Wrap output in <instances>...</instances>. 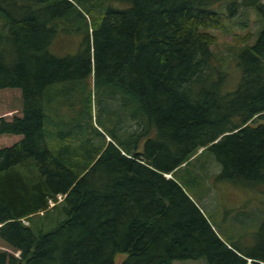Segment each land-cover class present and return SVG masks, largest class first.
Masks as SVG:
<instances>
[{
  "label": "trees",
  "instance_id": "obj_1",
  "mask_svg": "<svg viewBox=\"0 0 264 264\" xmlns=\"http://www.w3.org/2000/svg\"><path fill=\"white\" fill-rule=\"evenodd\" d=\"M222 4L262 22L233 89ZM206 152L217 180L264 186L262 0H0V264H264V222L239 249L189 193Z\"/></svg>",
  "mask_w": 264,
  "mask_h": 264
},
{
  "label": "rangeland",
  "instance_id": "obj_2",
  "mask_svg": "<svg viewBox=\"0 0 264 264\" xmlns=\"http://www.w3.org/2000/svg\"><path fill=\"white\" fill-rule=\"evenodd\" d=\"M264 2V0H262ZM225 14L226 28L224 30H212L218 41L214 46L218 65L226 68V88L233 89L240 74L235 64V53L243 45L244 38L248 44H252L262 26L259 14L252 8H240L239 11L229 17V12L224 4L220 6ZM81 41L80 35H60L52 46L57 54L63 55L66 52H75ZM93 80L91 85L93 86ZM94 95L93 116H100L99 92ZM108 101L110 98L106 97ZM105 111V109H103ZM10 114V113H9ZM70 121L74 122L77 117L76 110H72ZM115 117V116H114ZM114 119V118H113ZM263 120H258V122ZM107 140H110L107 137ZM199 150L198 153H200ZM212 154V153H211ZM195 172L204 179L189 177L188 191L199 203L202 212L206 213L214 229L228 242L237 248L252 250L256 243V234L264 222V186L256 190L244 189V186L232 182L217 180L215 176L220 171V166L213 155L205 153L198 158ZM195 160V159H194ZM204 162V170L202 169ZM167 177H171L167 174ZM58 197L55 205L62 201ZM52 201V200H51ZM49 203L48 209H52ZM45 211L38 213L44 214ZM57 215L53 214L56 221ZM28 220V219H27ZM53 222V221H52ZM1 249H5L0 246ZM253 251V250H252ZM19 255V253H16ZM126 257L125 254L116 256L115 263L120 264ZM175 264H206L204 259L200 260H179Z\"/></svg>",
  "mask_w": 264,
  "mask_h": 264
},
{
  "label": "built area",
  "instance_id": "obj_3",
  "mask_svg": "<svg viewBox=\"0 0 264 264\" xmlns=\"http://www.w3.org/2000/svg\"><path fill=\"white\" fill-rule=\"evenodd\" d=\"M58 197H60V198H62L63 196L62 195H59ZM52 200V199H51ZM49 201V203L51 204V206H53V205H55V203L53 202V200L52 201ZM23 221L26 223V224H28V222L25 220V219H23Z\"/></svg>",
  "mask_w": 264,
  "mask_h": 264
},
{
  "label": "water",
  "instance_id": "obj_4",
  "mask_svg": "<svg viewBox=\"0 0 264 264\" xmlns=\"http://www.w3.org/2000/svg\"><path fill=\"white\" fill-rule=\"evenodd\" d=\"M202 211V210H201ZM1 226V225H0Z\"/></svg>",
  "mask_w": 264,
  "mask_h": 264
}]
</instances>
